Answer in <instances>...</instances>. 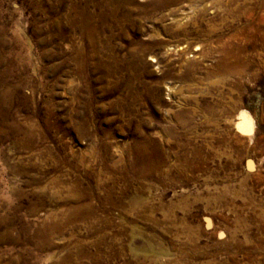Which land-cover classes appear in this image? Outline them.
Here are the masks:
<instances>
[{
	"label": "rangeland",
	"instance_id": "obj_1",
	"mask_svg": "<svg viewBox=\"0 0 264 264\" xmlns=\"http://www.w3.org/2000/svg\"><path fill=\"white\" fill-rule=\"evenodd\" d=\"M225 1L229 0H222L219 7L211 6L207 11L208 16L217 17L214 21L216 36L234 34L245 24L234 22L229 30L220 27L226 19L233 20L226 18ZM66 4L65 1L60 3V13L66 9ZM183 4L184 10L180 6L177 9L178 16H184L183 12L188 11V3L184 1ZM126 5L135 10L149 7L145 0L131 1ZM191 21L189 18L164 20L160 14L150 17L140 10L130 16L118 13L115 18L109 17L104 21L95 19L97 35L86 40L75 28L64 26L63 17L58 22L54 21L52 0H0V264H49L52 258L48 256L62 251L64 242L75 233L55 234L52 237L53 248L34 251L33 227L45 212L62 203L53 197L61 192L53 182L56 176L63 181H74L76 174L70 169L74 164L78 165L80 173H84V169L97 171V154L106 155L105 150L113 156L106 158L108 163L120 162L129 152L135 139L134 127L138 124L142 133L167 140L168 136L160 131L157 119L164 116L166 107H174L182 101L180 98L187 92L183 90L184 82L179 81L169 93L165 81H160L161 71L154 60H177L182 43L194 44L191 37L178 31ZM167 26L176 31H165L163 27ZM245 32V36L251 34ZM156 41L161 42L155 44ZM115 61L119 64L114 65ZM250 72L252 78L248 73V79H243L244 86L246 84L243 106L256 120L255 137L254 142H248L244 137L234 138L235 146L228 148L234 159L233 165L224 166L210 184L202 179L191 184L182 182L174 192L167 184L161 186L149 181L145 183V193L132 187L124 197L126 202L131 196L146 202L150 183L151 199L155 204L159 201L168 204L177 196H188L186 204L173 208L177 215L180 214L178 216L185 214L183 218L190 225L202 228L197 244H209L211 248L208 251L216 252L218 256L215 259L220 264H264V178H261L264 176V74L255 69ZM200 73L194 74L202 76ZM191 83L198 86L197 91L202 95H210L202 82ZM149 86L158 90L159 97L150 93ZM131 91L138 93L135 92L137 99L133 98ZM164 101L170 106L162 104ZM246 159H251L256 165L252 171L246 170ZM83 178L81 187H92V177ZM206 184L212 195L227 190L226 201H213L207 208L205 200L196 196L199 192L201 196L203 192L207 193ZM155 190L163 193L158 194ZM127 205L113 210L114 213L119 210L115 213L116 220L124 217L127 227L133 228L139 240L146 241L155 235L157 242L150 245L153 251L163 250L164 258H175L177 245L169 242L173 233L163 231L162 227L146 226L139 217L129 222L133 220V213ZM204 217L212 219V226L204 225ZM235 224L242 225L243 232L237 237L241 241L245 239L246 246L221 250L217 241L230 240ZM130 227L125 235L126 242L134 233ZM250 241L257 242L258 247ZM198 257L196 262H203L202 254Z\"/></svg>",
	"mask_w": 264,
	"mask_h": 264
},
{
	"label": "bare ground",
	"instance_id": "obj_2",
	"mask_svg": "<svg viewBox=\"0 0 264 264\" xmlns=\"http://www.w3.org/2000/svg\"><path fill=\"white\" fill-rule=\"evenodd\" d=\"M52 1L54 21L58 22L59 18L63 17L64 26L75 28L79 35L86 40L97 35L95 19L104 21L109 17L115 18L118 13L130 16L134 11L140 10L144 15L150 17L160 14L164 20L192 19L191 23L185 24L178 31L187 37H191L194 44L190 46L189 42L182 43L179 46V58L174 59L175 61L170 59L163 61L160 58L154 60L161 71L160 81H165L169 93L179 81L184 82L183 90L185 93L187 92V94L184 93L183 97L181 96L182 101H178L176 107H166L164 116L157 119V121L159 120L157 123L161 128L160 131L168 136L167 140L163 141L161 137L158 139L155 137L156 135L151 133H142V127L138 124L134 127L135 139L131 143L129 152L120 162L111 161L108 163L106 158L110 157L112 153L110 154L105 150L106 155H103L98 151L99 153H96L97 171L82 169L84 173H80V168L74 164L70 168L76 174L74 181H70L71 179L63 181L56 176L53 182L61 192L53 197L62 203L45 212V216L36 225L34 224V235L32 234L35 239L34 251L40 252L48 247L53 248L52 237L55 234L74 231L75 233L70 235L62 245V251L48 256L52 258L49 264H220L215 259L216 252L208 251L211 248V246L208 247L209 244H197L202 228L190 225L187 219L183 218L185 214L180 217L178 216L180 214L177 215L173 208L178 204H186L189 201L188 196L181 194L183 196H177L176 199L172 197L174 200L168 204L162 201L155 204L151 199L153 191L150 188L152 186L150 183L147 189L149 194L146 202H142L143 199H139L137 196H131L126 202L124 197L132 187V189L137 188L140 193L144 192L145 183L149 181L161 186L167 184V187L172 188L174 192H176V187H179L178 183L182 182H190L191 184L202 179L207 184L213 183L224 166H231L234 163V159L230 156L232 154L228 153V148L232 145L235 146L236 140L234 138L244 137L248 142H254L256 120L252 116L253 114L251 115L243 106V90L246 86V84L244 86L243 79L247 78L248 73L254 69L256 72L264 74V60L262 59L264 57V0L225 1L226 18L230 17L233 20L226 19L223 23L221 22L220 27L228 29L232 27L234 22H245L237 32L235 31L234 34L230 35L227 33V36L214 35L217 31L214 26L217 17L207 15L209 7L216 5L219 7L218 5L223 3L222 0H145L149 7H138L137 10L128 8L126 5V3L135 2V0ZM64 1L67 2L66 9L60 13V3ZM184 1L188 3V11L183 12L184 16H178L177 9L180 6L184 10ZM163 28L165 31H176L170 26ZM245 31H249L251 34L245 36ZM200 36L203 37L200 38ZM157 42L160 43L161 41L154 43L157 44ZM257 49H260L261 52ZM79 53L82 54L81 48ZM117 64L119 63L115 61L114 65ZM198 71L203 75L196 76L194 73ZM251 76L252 73L249 76L250 79ZM194 81L202 82L205 85L204 89L210 95L208 94L207 97L202 95L200 91L198 92V86H193L194 83H191ZM157 83L160 85L159 82ZM152 86H149L150 93L152 92V95L159 97L157 95L158 90L153 89ZM129 88L131 89V87ZM135 92L131 91L133 98ZM137 97L135 98L137 99ZM162 104L170 106L166 101ZM69 160L71 161L70 158ZM64 162L66 163V161ZM244 165L247 171H252L256 166L251 159H246ZM65 171L67 172V169ZM83 176L92 177L94 181L92 187L85 189L81 187ZM261 178L264 176L261 175ZM207 184L204 186L207 193L203 192L204 195L201 196L197 187L198 190L196 189V191L200 194H194H197L198 199L205 200L207 208L212 205L213 201L219 199L226 201L227 190L212 195L208 192ZM127 203L133 213V220L129 222H133L134 218L139 217L146 226L149 225L156 229L162 227L164 228L163 231L173 233V235L168 234V236H170V245L175 244L178 248V254L175 258H164L165 252L163 250L153 251L154 249L150 245L157 242L155 235L149 237V241L139 240L140 238L136 237L137 235L130 226L134 233L130 235L131 239L125 241L129 227H127L124 217L116 220L115 213L119 210L115 213L113 210L124 208ZM161 207L162 211H160ZM212 224V219L204 217L206 227L212 226ZM233 229L234 232L231 233L230 238L228 237L230 240L217 241L221 250L228 247L246 246V242H243L245 239L241 241L237 237L240 232H243L242 225L235 224ZM75 230L81 232L77 233ZM131 230H129L130 234ZM163 231L161 230V232ZM251 243H255V246L258 247L257 242ZM249 247L251 246L249 245ZM199 254H202L203 262L200 261L199 263L198 261L197 263L196 258Z\"/></svg>",
	"mask_w": 264,
	"mask_h": 264
}]
</instances>
